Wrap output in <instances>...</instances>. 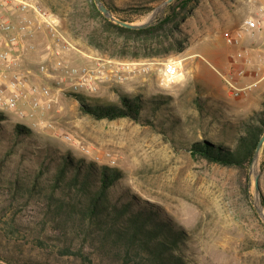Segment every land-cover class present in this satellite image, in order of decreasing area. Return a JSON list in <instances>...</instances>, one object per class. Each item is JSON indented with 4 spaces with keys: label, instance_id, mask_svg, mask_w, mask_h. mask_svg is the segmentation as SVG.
I'll return each instance as SVG.
<instances>
[{
    "label": "rangeland",
    "instance_id": "rangeland-1",
    "mask_svg": "<svg viewBox=\"0 0 264 264\" xmlns=\"http://www.w3.org/2000/svg\"><path fill=\"white\" fill-rule=\"evenodd\" d=\"M34 1L59 21L70 43L64 55L68 66L111 60L120 72L123 68L127 71H122L127 79L100 84L94 93L75 92L59 72L51 70L54 77L49 78L38 71L47 43L44 36L39 37L38 52L26 58L21 71H31L26 78L29 87L49 89L51 108L33 111L27 101L20 102L17 111L0 110L6 115L7 132L16 126L32 132L30 139L19 143L18 153L8 159L2 174L5 178L0 182V207L8 200L7 181L14 179L13 174L21 170L20 175L28 180L36 171L39 150L70 153L76 160L121 171L117 192L155 208L185 232L188 264H264V221L257 211L264 202L263 150L254 171L260 175L259 195L251 165L242 172L197 160L190 152L192 144L220 142L227 133L230 144L237 135L231 128L248 119V114L263 109L264 63L255 55L264 51V0H198L181 26L182 51L137 60L100 55L89 45L88 36L97 26L89 13L94 0ZM113 1L123 10L143 4L152 7L145 15L122 12L115 16L131 24H143L153 19L154 10L167 0ZM250 20L261 26L245 32ZM238 32H245L241 44L229 45L227 37ZM239 54L250 64L238 60ZM170 65L176 69L172 76L166 72ZM241 68L246 73L238 78L236 73ZM229 83L246 92L235 97ZM122 97H141L144 118H149L153 126L130 119L97 120L83 109L85 104H119ZM156 104L160 108L155 111ZM9 141L0 140V159L9 151ZM16 211L27 221L25 226L40 230V216L31 208ZM50 259L53 264H72L68 259ZM95 264L117 262L111 255L98 253Z\"/></svg>",
    "mask_w": 264,
    "mask_h": 264
},
{
    "label": "trees",
    "instance_id": "trees-1",
    "mask_svg": "<svg viewBox=\"0 0 264 264\" xmlns=\"http://www.w3.org/2000/svg\"><path fill=\"white\" fill-rule=\"evenodd\" d=\"M102 2L116 17L122 12L145 15L153 10L147 4L123 10L113 0ZM197 3L198 0H175L154 25L130 30L105 18L91 1L89 13L97 26L89 34L88 43L100 55L116 59L154 58L182 51L181 26ZM86 105L84 111L97 120L130 119L153 126L149 118H144L141 97H122L119 104L106 106ZM159 105L156 104L155 111ZM248 116L231 128L237 135L230 144V133L220 142H196L191 145L192 157L246 171L264 135V103L262 111ZM6 121V115L0 113V140L12 141L8 142L9 151L0 159V182L5 178L2 174L8 159L18 153L19 143L32 135L24 126L7 132ZM37 155V169L28 180L20 175V170L7 181L9 197L0 207V264H53L50 257L68 259L72 264H95L98 253L113 256L117 264H188L185 232L155 208L117 192L121 171L76 160L70 153L58 155L51 149L39 150ZM21 207L31 208L40 216V230L25 226L27 221L16 215Z\"/></svg>",
    "mask_w": 264,
    "mask_h": 264
},
{
    "label": "built area",
    "instance_id": "built-area-1",
    "mask_svg": "<svg viewBox=\"0 0 264 264\" xmlns=\"http://www.w3.org/2000/svg\"><path fill=\"white\" fill-rule=\"evenodd\" d=\"M259 26L261 23L250 20L245 24V32ZM245 32L228 36L227 43L239 46ZM41 36L45 37L47 43L38 71L49 78L54 77L51 70L59 72L73 91L94 93L100 84L121 83L127 79L122 75V71H127L123 68L120 72L117 63L111 60L99 59L83 67L68 66L64 55L70 50V43L62 34L59 21L50 12L34 0H0V110L14 112L18 110L20 102L25 104L27 101L31 102L33 111L51 108L49 89L29 87L26 78L31 71L26 74L21 71L26 58L38 52L36 41ZM238 58L246 65L250 64L242 54ZM175 71V67L170 65L166 72L172 76ZM245 73L246 69L241 68L236 76L241 78ZM229 86L235 97L246 92V89L240 90L232 83Z\"/></svg>",
    "mask_w": 264,
    "mask_h": 264
},
{
    "label": "water",
    "instance_id": "water-1",
    "mask_svg": "<svg viewBox=\"0 0 264 264\" xmlns=\"http://www.w3.org/2000/svg\"><path fill=\"white\" fill-rule=\"evenodd\" d=\"M175 0H167L164 3L160 4L155 10L154 13L152 15L151 20H148L147 22L143 23V24H131V23H126L124 21H121L119 19H117L112 12L105 6V4L102 2V0H94V4L96 5L98 11L107 19H109L111 22H114L115 24L120 25L121 27H124L126 29H130V30H143V29H147L149 27H151L152 25H154L156 23L155 19L158 15L162 14L165 12L166 8L171 5ZM264 147V135L261 137L260 141L258 142L253 160L251 162V173H253L255 175V190H256V194L259 195L261 192L260 189V175L258 174V172H254L253 168L254 165H258L259 160H260V156L262 153ZM257 211L259 213V215L261 216V218L264 221V210H263V205L260 204V206H258Z\"/></svg>",
    "mask_w": 264,
    "mask_h": 264
},
{
    "label": "crops",
    "instance_id": "crops-1",
    "mask_svg": "<svg viewBox=\"0 0 264 264\" xmlns=\"http://www.w3.org/2000/svg\"><path fill=\"white\" fill-rule=\"evenodd\" d=\"M255 56H256V58H258L260 63H264L263 62L264 61V51H262V52L257 51Z\"/></svg>",
    "mask_w": 264,
    "mask_h": 264
},
{
    "label": "bare ground",
    "instance_id": "bare-ground-1",
    "mask_svg": "<svg viewBox=\"0 0 264 264\" xmlns=\"http://www.w3.org/2000/svg\"><path fill=\"white\" fill-rule=\"evenodd\" d=\"M257 165H254V168H253V170L255 171V167H256Z\"/></svg>",
    "mask_w": 264,
    "mask_h": 264
}]
</instances>
